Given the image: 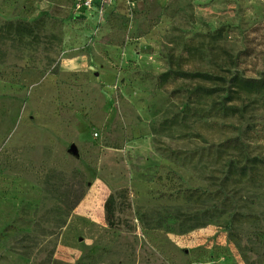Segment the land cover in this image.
Here are the masks:
<instances>
[{
	"label": "rangeland",
	"instance_id": "rangeland-1",
	"mask_svg": "<svg viewBox=\"0 0 264 264\" xmlns=\"http://www.w3.org/2000/svg\"><path fill=\"white\" fill-rule=\"evenodd\" d=\"M75 2L0 0V264H264V0Z\"/></svg>",
	"mask_w": 264,
	"mask_h": 264
},
{
	"label": "trees",
	"instance_id": "trees-1",
	"mask_svg": "<svg viewBox=\"0 0 264 264\" xmlns=\"http://www.w3.org/2000/svg\"><path fill=\"white\" fill-rule=\"evenodd\" d=\"M254 83L255 84H250L246 80H241L238 82V84H240V86L242 85L246 89H249L251 87L253 90L257 91L258 89H260V87H262V89L264 88L263 82H254ZM68 198H69V196H68ZM76 203H77V200L72 202V204H76ZM112 205H113V195H110L104 204L105 220L109 226H114L116 223L114 220V213H113V206Z\"/></svg>",
	"mask_w": 264,
	"mask_h": 264
},
{
	"label": "built area",
	"instance_id": "built-area-1",
	"mask_svg": "<svg viewBox=\"0 0 264 264\" xmlns=\"http://www.w3.org/2000/svg\"><path fill=\"white\" fill-rule=\"evenodd\" d=\"M115 0H76L74 8L79 14H83L86 10L93 8L100 10L104 5L110 4Z\"/></svg>",
	"mask_w": 264,
	"mask_h": 264
},
{
	"label": "water",
	"instance_id": "water-1",
	"mask_svg": "<svg viewBox=\"0 0 264 264\" xmlns=\"http://www.w3.org/2000/svg\"><path fill=\"white\" fill-rule=\"evenodd\" d=\"M69 151H70L72 154L76 155V156L79 155L78 149H77V147H76L75 144H71V145H70V147H69Z\"/></svg>",
	"mask_w": 264,
	"mask_h": 264
},
{
	"label": "crops",
	"instance_id": "crops-1",
	"mask_svg": "<svg viewBox=\"0 0 264 264\" xmlns=\"http://www.w3.org/2000/svg\"><path fill=\"white\" fill-rule=\"evenodd\" d=\"M90 11H97V9L93 8L92 10H86L83 14L88 13Z\"/></svg>",
	"mask_w": 264,
	"mask_h": 264
}]
</instances>
